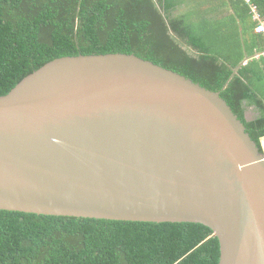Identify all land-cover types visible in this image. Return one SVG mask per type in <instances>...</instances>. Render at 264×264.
<instances>
[{"label": "water", "instance_id": "obj_1", "mask_svg": "<svg viewBox=\"0 0 264 264\" xmlns=\"http://www.w3.org/2000/svg\"><path fill=\"white\" fill-rule=\"evenodd\" d=\"M0 210L200 224L219 264H264V155L219 92L135 55L64 57L0 96Z\"/></svg>", "mask_w": 264, "mask_h": 264}, {"label": "trees", "instance_id": "obj_2", "mask_svg": "<svg viewBox=\"0 0 264 264\" xmlns=\"http://www.w3.org/2000/svg\"><path fill=\"white\" fill-rule=\"evenodd\" d=\"M261 22L264 0H0V96L56 59L135 55L219 92L263 154ZM219 260L218 239L200 224L0 210V264Z\"/></svg>", "mask_w": 264, "mask_h": 264}, {"label": "built area", "instance_id": "obj_3", "mask_svg": "<svg viewBox=\"0 0 264 264\" xmlns=\"http://www.w3.org/2000/svg\"><path fill=\"white\" fill-rule=\"evenodd\" d=\"M255 13V15H254V19H258V15H257V13L256 12H254ZM256 32L258 33V34H261L262 36H263V38H264V22H261L258 26H257V28H256ZM263 55H264V53H263ZM263 155H264V153H263Z\"/></svg>", "mask_w": 264, "mask_h": 264}, {"label": "crops", "instance_id": "obj_4", "mask_svg": "<svg viewBox=\"0 0 264 264\" xmlns=\"http://www.w3.org/2000/svg\"><path fill=\"white\" fill-rule=\"evenodd\" d=\"M249 115L252 117V114H251V113H249ZM249 115H248V116H249ZM262 145H263V147H264V141H262Z\"/></svg>", "mask_w": 264, "mask_h": 264}, {"label": "rangeland", "instance_id": "obj_5", "mask_svg": "<svg viewBox=\"0 0 264 264\" xmlns=\"http://www.w3.org/2000/svg\"><path fill=\"white\" fill-rule=\"evenodd\" d=\"M250 116V115H249ZM249 118V117H248Z\"/></svg>", "mask_w": 264, "mask_h": 264}]
</instances>
